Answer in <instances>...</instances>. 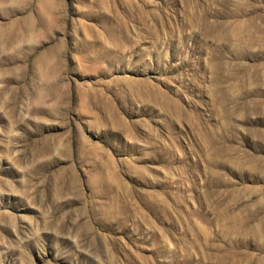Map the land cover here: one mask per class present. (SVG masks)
Segmentation results:
<instances>
[{
  "label": "rangeland",
  "instance_id": "obj_1",
  "mask_svg": "<svg viewBox=\"0 0 264 264\" xmlns=\"http://www.w3.org/2000/svg\"><path fill=\"white\" fill-rule=\"evenodd\" d=\"M0 264H264V0H0Z\"/></svg>",
  "mask_w": 264,
  "mask_h": 264
}]
</instances>
